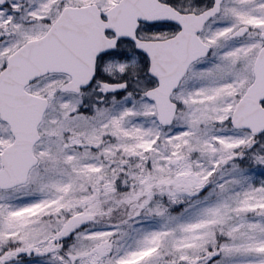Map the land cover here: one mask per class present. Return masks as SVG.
<instances>
[{
  "label": "snow or ice",
  "instance_id": "6c2138e0",
  "mask_svg": "<svg viewBox=\"0 0 264 264\" xmlns=\"http://www.w3.org/2000/svg\"><path fill=\"white\" fill-rule=\"evenodd\" d=\"M0 264H264V0H0Z\"/></svg>",
  "mask_w": 264,
  "mask_h": 264
}]
</instances>
